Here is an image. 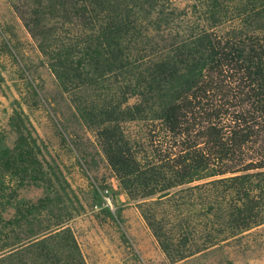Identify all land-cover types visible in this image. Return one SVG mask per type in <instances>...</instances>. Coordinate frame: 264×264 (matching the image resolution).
<instances>
[{
	"label": "rangeland",
	"instance_id": "obj_1",
	"mask_svg": "<svg viewBox=\"0 0 264 264\" xmlns=\"http://www.w3.org/2000/svg\"><path fill=\"white\" fill-rule=\"evenodd\" d=\"M46 1L0 0V264H45L40 252L45 244L61 264H264V221L232 232L220 217L214 219L215 211L227 204L221 205L208 182L221 177L165 191L158 185L146 198L141 188L124 189L102 149L100 126L85 113H97L105 103L122 109L138 104L141 97L128 89L133 80L109 73L99 84L86 83L90 68L84 63L71 67L69 83H62L50 59L51 53L114 23L122 28L129 53L126 68L141 71L146 61L172 57L184 38L202 32L222 42L246 32L264 36V0H109L91 26L73 16L69 0ZM216 4L214 20L210 11ZM250 4L260 8L255 15L236 11ZM38 13L44 20L30 32L25 21ZM71 53L76 59L82 55L77 49ZM231 96L230 91L213 102L222 112L227 108L226 122L239 112L225 104L226 99L234 102ZM159 107L121 123L141 167L159 165L158 150H178L185 137L170 136L155 118ZM244 111L252 112L250 104L242 103ZM245 154L246 162L264 160V137L251 141ZM259 205L263 216L264 198ZM144 215L160 222L169 241H178L181 226L191 232L182 246L183 259L171 260L163 252ZM208 237H213L209 243ZM62 238L69 241L66 247ZM169 248L174 252V245Z\"/></svg>",
	"mask_w": 264,
	"mask_h": 264
},
{
	"label": "trees",
	"instance_id": "obj_2",
	"mask_svg": "<svg viewBox=\"0 0 264 264\" xmlns=\"http://www.w3.org/2000/svg\"><path fill=\"white\" fill-rule=\"evenodd\" d=\"M69 1L74 6L73 16L84 20L89 26L93 25V19L98 21L96 11L108 7L110 2ZM213 2L218 3V0ZM51 3V0H47L45 4ZM88 4L92 9L86 10ZM217 6L214 5V9L210 11V17L214 18ZM253 6L250 4V8H240L239 5V10L236 11L255 15L260 8ZM222 8L224 7H220ZM33 17L25 21L30 32L44 20V16L39 13ZM103 26L92 39L84 38L67 50L65 48V51L51 53L50 59L54 61L53 67L59 68L54 71L62 83H69L68 71L71 67L74 70L75 64L82 66L84 63V67L90 68L86 77L89 82L86 83L99 84L109 73H120L123 78L133 80L129 81L131 86L128 89L132 95L141 97L138 104L122 109L120 104L105 103L97 113H85L95 120L94 124L100 126L97 135L102 149L124 189L141 188V196L146 198L155 194L158 185L165 191L219 176L221 178L208 183L217 189V197H221L223 201L221 205L224 203L227 206L223 210L219 207L214 219L220 217L224 226L227 225L232 232H242L262 223L264 215H260L262 212L259 211V204L264 198V171L259 169H264V160L246 162L243 157L247 155L246 147L251 141L264 137V120L261 121L264 118V36H259L257 32H246L243 37H235L238 40L222 42L219 38L202 32L188 39L184 38L183 45L175 48L172 57L168 55L164 59L146 61L143 70L131 71L126 68L130 60L127 59L128 51L123 47L122 28L114 23ZM127 30L128 27L124 32ZM242 39L247 40L245 42ZM84 43L85 46L81 49V44ZM76 49L78 52L82 51L78 59L71 53ZM125 52V61H122ZM55 63H59L60 67ZM224 81H227L225 86L222 85ZM230 91L234 102L226 99L225 104L239 108V112L226 122L227 108L222 112L213 106V102L228 97ZM243 102L250 104L251 113L240 112ZM155 105L160 106L155 118L162 121L170 136L180 140L185 137L178 150H158L155 159L160 166L151 164L148 168L141 167L135 154L129 151L121 123L141 118ZM255 112L258 116L249 115ZM150 185L152 187L147 189ZM128 193L132 194L131 191ZM211 208L209 206L208 210ZM144 218L148 227L152 228L160 248L171 260L186 256L182 250L187 246L191 232L181 226L178 241H169L160 222L147 215ZM211 238L213 237H208L210 240L206 242H211ZM42 241L45 239L40 243ZM61 241L62 247L69 243L64 238ZM172 245L175 246L174 252L169 248ZM43 247L45 250L40 252L44 255L45 264L64 262L56 259L51 246L45 244ZM35 256L38 258L39 252ZM68 261L66 259L67 263Z\"/></svg>",
	"mask_w": 264,
	"mask_h": 264
}]
</instances>
